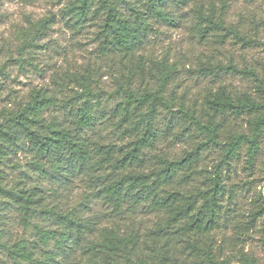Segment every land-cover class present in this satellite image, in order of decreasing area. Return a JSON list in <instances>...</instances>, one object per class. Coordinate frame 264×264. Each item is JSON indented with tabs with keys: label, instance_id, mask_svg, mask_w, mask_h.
<instances>
[{
	"label": "trees",
	"instance_id": "obj_1",
	"mask_svg": "<svg viewBox=\"0 0 264 264\" xmlns=\"http://www.w3.org/2000/svg\"><path fill=\"white\" fill-rule=\"evenodd\" d=\"M40 1L60 6L64 26L94 45L114 89L97 87L94 74L100 67L87 66L70 76L76 87L64 99L34 88L0 111V203L16 206L22 227L33 226L38 239L29 246L25 240L9 244L1 241L0 232V250L31 262L38 245L52 239L54 249L44 251L38 264H227L214 250L224 184L218 166L201 179L197 166L209 146H220L221 164H228L247 145V168H252L264 142V80L244 70L255 83L253 93L219 86L206 92L197 114L186 106L184 95L173 91L178 63L155 59L151 46L161 27L175 28L186 14L175 10L191 3V27L200 40L215 30L238 35L225 26L224 0L219 8L193 0ZM53 19L31 22L33 37L22 46H34ZM203 58L199 74L216 77L226 70ZM20 60L32 66L30 59ZM229 118H245L246 131H226ZM190 128L193 141L178 157L160 151L164 140H177ZM18 154L28 156L27 167L49 188L31 183L23 173L7 180L1 167ZM79 177L97 190L104 209L98 217L84 215L85 198L68 204L59 200ZM263 211L259 207L250 214V226ZM137 213L143 218L137 219ZM48 218L64 232L35 222Z\"/></svg>",
	"mask_w": 264,
	"mask_h": 264
},
{
	"label": "rangeland",
	"instance_id": "obj_2",
	"mask_svg": "<svg viewBox=\"0 0 264 264\" xmlns=\"http://www.w3.org/2000/svg\"><path fill=\"white\" fill-rule=\"evenodd\" d=\"M202 1L207 5L213 3L220 7V0ZM225 26L234 27L239 34L230 30H215L204 40H200L192 29V15L189 12L193 3L176 9L180 15L186 13L175 28L161 27V34L156 36L154 58L165 57L176 61L179 73L173 91L180 97L185 96V104L189 109L201 113L204 96L209 90L225 86L228 90L243 93L254 92L253 78L243 71H252L264 80V0H224ZM60 6L40 0H0V111L13 105L14 97H25L31 89L45 88L55 92L59 100L70 94L76 86L70 82V76L80 73L87 66L100 67L94 79L97 87L106 92L114 89L110 70L96 56L94 45L83 36L70 32L58 16ZM54 15L52 24L41 37L35 38L33 45L23 47V42L33 37L29 30L31 22ZM211 58L215 67H223L216 77L199 74L202 60ZM30 59L32 66L20 59ZM229 66L233 70L227 69ZM5 73V74H4ZM53 114V113H52ZM165 113L158 120L159 129H164ZM176 127L177 123H174ZM226 131H246V119L229 118L225 124ZM179 138H167L159 145L161 152L171 157H178L182 150L193 141L189 134ZM203 140V136H200ZM224 138H222V141ZM238 157L230 159L228 164H221L224 152L220 146H209L202 152L201 161L197 166V178L206 174L212 175L218 166V172L224 184L225 192L222 197L223 213L220 227L214 233V250L219 261L227 264H264V211L250 226V214L259 207L264 208V142L256 155L254 164L247 168V145H242ZM11 164L1 168L9 181L18 174L27 175L31 183L43 188L49 184L40 181L26 165L28 156L18 154L12 158ZM88 208L84 215L98 217L104 212L97 198V190L83 178L79 177L59 198L63 204L78 202L84 199ZM137 219L143 218L137 213ZM44 228L64 232L53 219H36ZM0 232L4 235L2 242L12 244L25 240L37 242V234L33 228H23L19 221L16 206L0 203ZM54 249V241L48 245L40 244L35 250L33 261L27 262L8 257L0 250V258L4 264H38L43 252Z\"/></svg>",
	"mask_w": 264,
	"mask_h": 264
}]
</instances>
